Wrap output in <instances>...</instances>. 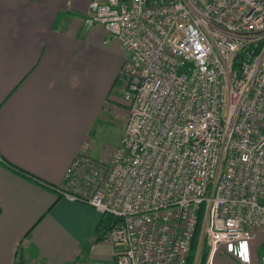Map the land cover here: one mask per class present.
Returning a JSON list of instances; mask_svg holds the SVG:
<instances>
[{"label":"built area","instance_id":"obj_1","mask_svg":"<svg viewBox=\"0 0 264 264\" xmlns=\"http://www.w3.org/2000/svg\"><path fill=\"white\" fill-rule=\"evenodd\" d=\"M85 23L128 52L120 145L103 162L77 154L57 187L116 218L105 238L120 251L98 264H186L201 204L206 264L220 248L251 264L264 229V0H90Z\"/></svg>","mask_w":264,"mask_h":264},{"label":"crops","instance_id":"obj_2","mask_svg":"<svg viewBox=\"0 0 264 264\" xmlns=\"http://www.w3.org/2000/svg\"><path fill=\"white\" fill-rule=\"evenodd\" d=\"M89 1L0 0V264H98L120 251L99 239L102 213L51 188L104 106L116 108L128 56L103 26L86 25ZM263 243L264 229L251 264H262ZM211 264L242 263L218 250Z\"/></svg>","mask_w":264,"mask_h":264},{"label":"rangeland","instance_id":"obj_3","mask_svg":"<svg viewBox=\"0 0 264 264\" xmlns=\"http://www.w3.org/2000/svg\"><path fill=\"white\" fill-rule=\"evenodd\" d=\"M107 34L109 36L111 35L108 31ZM114 39L116 40L115 37ZM124 49L127 51L126 48ZM112 96L114 102L111 103L115 104L116 108L107 110L104 106L105 111L101 112L98 118L91 123L90 134L83 146V152H81L95 161L103 162L110 158L113 150L120 145L121 136L127 120L129 101L126 99L125 88L121 84H117L112 92ZM204 242H206V238L202 226L199 250ZM219 252H224V250L220 248Z\"/></svg>","mask_w":264,"mask_h":264},{"label":"trees","instance_id":"obj_4","mask_svg":"<svg viewBox=\"0 0 264 264\" xmlns=\"http://www.w3.org/2000/svg\"><path fill=\"white\" fill-rule=\"evenodd\" d=\"M118 81L114 82V85L117 84ZM16 168V167H15ZM17 171L25 175L26 177L33 178V175L30 172L24 171L22 169L16 168ZM52 189L57 190V186H51ZM205 216V205L201 204L199 210L197 212V222L194 230V236L191 241L190 251L187 256L186 264H205L209 255V247L206 242L202 245L199 250V244L201 241V233H202V223ZM116 218L107 213H102V217L98 223L96 230L101 232L99 239H104L109 229L116 223Z\"/></svg>","mask_w":264,"mask_h":264}]
</instances>
